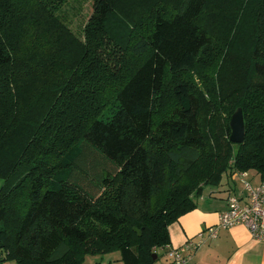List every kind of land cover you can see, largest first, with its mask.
<instances>
[{"label":"trees","instance_id":"16d2710c","mask_svg":"<svg viewBox=\"0 0 264 264\" xmlns=\"http://www.w3.org/2000/svg\"><path fill=\"white\" fill-rule=\"evenodd\" d=\"M66 2L0 0V260L153 264L206 186L264 176V0H91L81 35Z\"/></svg>","mask_w":264,"mask_h":264},{"label":"crops","instance_id":"0c3cea01","mask_svg":"<svg viewBox=\"0 0 264 264\" xmlns=\"http://www.w3.org/2000/svg\"><path fill=\"white\" fill-rule=\"evenodd\" d=\"M233 191H235L234 187L226 185L222 190L208 193L209 199L201 204L196 201L197 206L193 210L182 214L168 226L169 245L179 246L188 239H197L201 231L217 223L218 211L226 207V198ZM202 237L203 243L185 264H264V242L254 240L243 225L219 229L213 238L203 232ZM157 252L160 256L153 264H169L164 257L163 248H159ZM92 262V264H116L111 258L103 255ZM120 263L122 264L121 261ZM0 264H15V262L0 260Z\"/></svg>","mask_w":264,"mask_h":264},{"label":"built area","instance_id":"2783aa9c","mask_svg":"<svg viewBox=\"0 0 264 264\" xmlns=\"http://www.w3.org/2000/svg\"><path fill=\"white\" fill-rule=\"evenodd\" d=\"M235 172L242 177L243 191L228 194L226 207L218 211L217 223L201 231L197 239H188L179 246H163L164 257L169 264H185L203 243V232L213 238L219 229L243 225L254 240L264 242V176L255 184H251L244 179L247 172Z\"/></svg>","mask_w":264,"mask_h":264},{"label":"rangeland","instance_id":"374dc122","mask_svg":"<svg viewBox=\"0 0 264 264\" xmlns=\"http://www.w3.org/2000/svg\"><path fill=\"white\" fill-rule=\"evenodd\" d=\"M91 0H67L64 5L61 6V8L58 10V14L60 15L61 19L73 30V32L77 35H81L83 25L87 21L90 13H91ZM228 173V172H227ZM254 171H249L247 175L244 177L246 181H248L251 184H255L257 182L256 177H254ZM242 177L236 173L233 172L232 174L226 175L223 174L221 182L219 185L212 186L208 185L206 188H204L203 192L201 193L202 196L196 199L198 204L203 201L208 200L209 194L213 193L217 190H222L223 187L227 185V187H234L236 193L238 191H243V183H242ZM111 258L116 264H121L119 260V252L117 250L111 251L110 253L100 254V255H94V256H86L84 259L83 264H92L93 260H95L97 257L102 256Z\"/></svg>","mask_w":264,"mask_h":264},{"label":"water","instance_id":"95a60500","mask_svg":"<svg viewBox=\"0 0 264 264\" xmlns=\"http://www.w3.org/2000/svg\"><path fill=\"white\" fill-rule=\"evenodd\" d=\"M241 115V109L236 108L229 120V141L232 143H241L244 139V120ZM155 258L156 255H153V259Z\"/></svg>","mask_w":264,"mask_h":264},{"label":"bare ground","instance_id":"6f19581e","mask_svg":"<svg viewBox=\"0 0 264 264\" xmlns=\"http://www.w3.org/2000/svg\"><path fill=\"white\" fill-rule=\"evenodd\" d=\"M211 226V225H210Z\"/></svg>","mask_w":264,"mask_h":264}]
</instances>
